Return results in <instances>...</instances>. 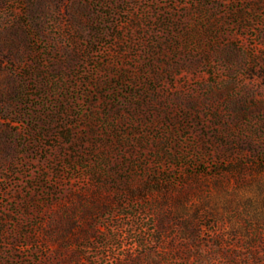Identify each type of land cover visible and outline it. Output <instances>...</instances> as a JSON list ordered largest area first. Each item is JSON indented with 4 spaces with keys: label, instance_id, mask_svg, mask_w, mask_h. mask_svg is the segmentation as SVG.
I'll use <instances>...</instances> for the list:
<instances>
[{
    "label": "rangeland",
    "instance_id": "374dc122",
    "mask_svg": "<svg viewBox=\"0 0 264 264\" xmlns=\"http://www.w3.org/2000/svg\"><path fill=\"white\" fill-rule=\"evenodd\" d=\"M0 264H264V0H0Z\"/></svg>",
    "mask_w": 264,
    "mask_h": 264
}]
</instances>
